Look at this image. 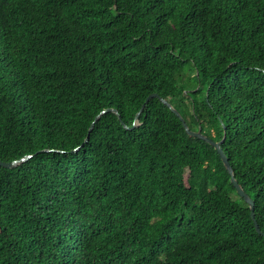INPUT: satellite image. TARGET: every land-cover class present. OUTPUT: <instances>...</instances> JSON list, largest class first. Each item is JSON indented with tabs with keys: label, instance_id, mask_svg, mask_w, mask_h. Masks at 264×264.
Segmentation results:
<instances>
[{
	"label": "trees",
	"instance_id": "trees-1",
	"mask_svg": "<svg viewBox=\"0 0 264 264\" xmlns=\"http://www.w3.org/2000/svg\"><path fill=\"white\" fill-rule=\"evenodd\" d=\"M150 94L264 234V0H0V264H264Z\"/></svg>",
	"mask_w": 264,
	"mask_h": 264
},
{
	"label": "water",
	"instance_id": "water-1",
	"mask_svg": "<svg viewBox=\"0 0 264 264\" xmlns=\"http://www.w3.org/2000/svg\"><path fill=\"white\" fill-rule=\"evenodd\" d=\"M158 99L163 105H165L179 120L180 122L182 123L183 125V128L186 132L187 135L189 136H193V137H196L198 138L199 140L201 141H204L206 142L207 144H209L210 146H212L218 153V155L220 156L221 158V161L223 162V165L226 169V171L228 172L229 176H230V183L232 184V186L234 187V189L236 190V193L237 195L248 205L249 209H250V216L251 218L253 219L254 221V228L256 230V232L264 237V234L260 231L259 227H258V224L257 222L255 221V215H254V206H255V203L254 201L245 193V191L243 190V188L241 187V185L238 183V181L235 179L234 177V174H233V171H232V168L230 167L229 165V162H228V159L226 157V155L224 154L222 148H221V144L223 142L224 139H222L220 142H214L213 140L209 139L207 136H205L202 132H201V129L198 128L197 131H191L186 122L184 121V119L181 117V115L179 114V112L165 99H163L162 97H160L158 94H150L144 101L143 105L141 106V109L139 111V113H137L136 117H135V120H134V123H133V126L131 128H128L125 124L122 123L123 127L126 129V130H130L132 128H135L138 126V116L140 114V112L144 109V107L149 103V101L151 99ZM106 112H116L115 110H111V109H108V110H105V111H102L99 115H97L93 121V123L90 125V128L88 130V136H89V133L93 130L94 128V124L99 120L100 116ZM88 136L87 138L85 139V142L88 140ZM77 150V149H76ZM75 150V151H76ZM33 156L32 155H27V156H24L22 158H20L19 160H15V161H12L10 163H4V162H1L0 161V166L5 168V169H13L15 167H17L18 165L28 161L29 159H31Z\"/></svg>",
	"mask_w": 264,
	"mask_h": 264
},
{
	"label": "rangeland",
	"instance_id": "rangeland-1",
	"mask_svg": "<svg viewBox=\"0 0 264 264\" xmlns=\"http://www.w3.org/2000/svg\"><path fill=\"white\" fill-rule=\"evenodd\" d=\"M184 71H185L184 72V78H185L184 83L185 82H195V79H196L195 76L196 75H195V72L192 69V66L190 64H187L185 66V70Z\"/></svg>",
	"mask_w": 264,
	"mask_h": 264
}]
</instances>
